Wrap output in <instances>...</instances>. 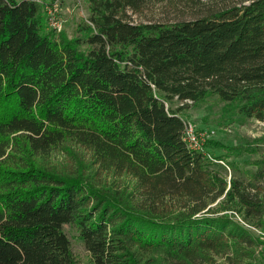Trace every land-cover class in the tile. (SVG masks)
I'll return each instance as SVG.
<instances>
[{
	"label": "trees",
	"instance_id": "obj_1",
	"mask_svg": "<svg viewBox=\"0 0 264 264\" xmlns=\"http://www.w3.org/2000/svg\"><path fill=\"white\" fill-rule=\"evenodd\" d=\"M197 1L89 0L69 36L39 0H0V264H76L66 224L93 264H222L255 240L232 213L251 225L263 202L188 146L181 112L216 96L264 121V0L189 20L128 14ZM56 150L74 171L55 169Z\"/></svg>",
	"mask_w": 264,
	"mask_h": 264
},
{
	"label": "rangeland",
	"instance_id": "obj_2",
	"mask_svg": "<svg viewBox=\"0 0 264 264\" xmlns=\"http://www.w3.org/2000/svg\"><path fill=\"white\" fill-rule=\"evenodd\" d=\"M39 1L44 6L46 25L59 35L64 33L69 36L73 35L80 20L87 21L90 14L89 0ZM231 5H233L231 0H200L177 4L149 2L140 11L129 10L128 14L130 20L135 23L149 20H189ZM173 104L175 107L182 105L177 100ZM181 114L186 122L191 123L203 144L200 151L208 157L209 167L214 174L224 177L228 186H230L231 178L241 181L251 194H258V199L264 204V177L256 176L258 166L255 164L257 160L264 158V121L240 115L216 96L185 108ZM210 142H216V144ZM227 146L242 147L243 151L228 149ZM74 163L72 156L64 150L59 152L56 150L51 155V164L56 170H66V173L74 171ZM83 172L87 173V169ZM221 198L212 203L210 207H216ZM232 217L245 224L256 241L249 240L242 246H237V249L231 248L216 254V263L264 264V256L259 257L263 245L258 246L257 243L258 240L264 238V230L258 225L259 222L257 223L260 218H264V214L258 213L255 223L251 225L243 220L245 217L241 212L232 213ZM64 227L71 240L76 264H93L91 255L77 232L69 224ZM253 250L256 252V259L250 254Z\"/></svg>",
	"mask_w": 264,
	"mask_h": 264
},
{
	"label": "built area",
	"instance_id": "obj_3",
	"mask_svg": "<svg viewBox=\"0 0 264 264\" xmlns=\"http://www.w3.org/2000/svg\"><path fill=\"white\" fill-rule=\"evenodd\" d=\"M183 122H184L183 137L185 142L188 144V146L191 149L200 151L202 149L203 144H201L200 139L196 134L193 126L191 125V123L186 122L184 119Z\"/></svg>",
	"mask_w": 264,
	"mask_h": 264
}]
</instances>
